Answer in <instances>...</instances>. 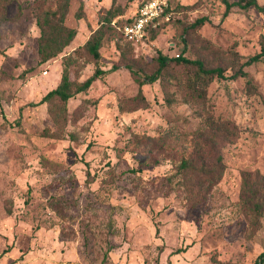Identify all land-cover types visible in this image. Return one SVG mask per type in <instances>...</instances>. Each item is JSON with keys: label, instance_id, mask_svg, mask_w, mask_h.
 <instances>
[{"label": "rangeland", "instance_id": "374dc122", "mask_svg": "<svg viewBox=\"0 0 264 264\" xmlns=\"http://www.w3.org/2000/svg\"><path fill=\"white\" fill-rule=\"evenodd\" d=\"M153 1L0 0V264H257L264 59H250L264 46V0L227 14L224 0H161L143 37L128 38L123 26ZM105 17L96 59L88 42ZM45 20L60 42L75 36L41 62ZM160 54L225 76L196 99L195 69L170 60L131 108L130 67L154 74ZM65 66L80 82L103 73L66 102L44 101Z\"/></svg>", "mask_w": 264, "mask_h": 264}, {"label": "trees", "instance_id": "16d2710c", "mask_svg": "<svg viewBox=\"0 0 264 264\" xmlns=\"http://www.w3.org/2000/svg\"><path fill=\"white\" fill-rule=\"evenodd\" d=\"M224 3L226 5V14L231 11V9L237 5L241 8L247 9L251 6L257 7L259 9H262L263 6L259 4L258 0H240L239 2H232L230 0H224ZM109 12L113 13L112 8L109 9ZM53 14H57V10L53 12ZM205 17L199 18L196 20L195 24H193L195 27L203 24L205 22ZM46 23L40 22L39 25L41 28V47H40V54H41V62H46L50 60L51 58L58 55L60 52H62L63 48L66 47L71 43L73 40V37L75 36L74 32H69L68 36L65 38H62V42H60L59 37L54 33H47L46 30ZM104 25H112V18L111 17H105L104 18V24L95 32L94 36L89 40L90 50L94 54L95 58L98 59L100 57L99 49L103 45V37L101 35L103 31ZM112 27V26H111ZM122 27V26H121ZM120 26H117L119 30H121ZM124 27L121 31L124 33ZM160 62V67L158 68L157 72L151 75H144L140 70L133 69L130 67L132 74L134 76V79L136 82H138L140 86V90L138 94L132 98L128 99V102L130 104V107L133 109L139 108L142 105L147 104V99L145 95L143 94L142 87L144 84L148 82H154L159 77L162 69L168 64V61L175 60L177 62H184L186 65L191 66L193 69H195L192 76L189 78L188 84H186L187 90L189 91L188 94L191 97H195L196 99H203V92L200 89L201 86H206L213 78L214 75H219L224 77V70L221 67L216 68H209L206 67L204 62L200 59H190L183 57L179 55V58H168L165 55L160 54L158 57ZM264 59V46L262 50L255 54L250 61H256L260 62ZM103 73V70H96L95 74L91 77H89L84 82H80L79 80H74L70 77L69 70L67 66L64 67L63 70V76L60 83L52 90H50L43 98V100H48L49 98L56 97L60 98L62 101H68L75 92H79L82 90L87 89L95 77H97L99 74ZM221 161V160H219ZM183 165L186 167H189V165H192L191 160H186L183 162ZM218 166V165H217ZM220 167V166H219ZM213 168L211 169L210 177L215 178L214 182H211V184H215L217 180L221 178L220 171L222 169L216 167L213 171ZM215 171H219V174H215ZM219 175V176H218ZM261 202H257L255 204V209L260 210L261 209ZM257 264H264V251L261 252L257 259Z\"/></svg>", "mask_w": 264, "mask_h": 264}, {"label": "built area", "instance_id": "2783aa9c", "mask_svg": "<svg viewBox=\"0 0 264 264\" xmlns=\"http://www.w3.org/2000/svg\"><path fill=\"white\" fill-rule=\"evenodd\" d=\"M165 4V1L155 0L146 4L141 10V14L137 17L132 24L126 25L124 27L125 35L130 39H139L143 37L145 33V25L149 20L154 19L163 12L162 6Z\"/></svg>", "mask_w": 264, "mask_h": 264}]
</instances>
